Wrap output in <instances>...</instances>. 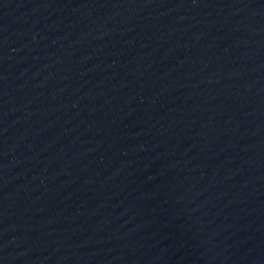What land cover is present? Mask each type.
<instances>
[{
	"label": "water",
	"instance_id": "obj_1",
	"mask_svg": "<svg viewBox=\"0 0 264 264\" xmlns=\"http://www.w3.org/2000/svg\"><path fill=\"white\" fill-rule=\"evenodd\" d=\"M0 264H264V0H0Z\"/></svg>",
	"mask_w": 264,
	"mask_h": 264
}]
</instances>
